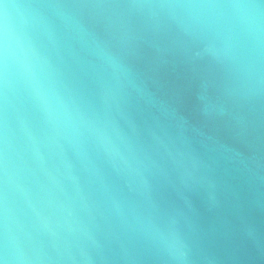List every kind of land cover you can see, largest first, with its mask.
<instances>
[{
    "label": "water",
    "instance_id": "95a60500",
    "mask_svg": "<svg viewBox=\"0 0 264 264\" xmlns=\"http://www.w3.org/2000/svg\"><path fill=\"white\" fill-rule=\"evenodd\" d=\"M36 2L53 5L57 88L73 114L56 152L69 171L47 227L22 196L10 202L7 255L0 205V261L264 264V78L248 75L247 41L191 37L179 0H0V11ZM172 236L180 258L160 242Z\"/></svg>",
    "mask_w": 264,
    "mask_h": 264
},
{
    "label": "clouds",
    "instance_id": "9594fccd",
    "mask_svg": "<svg viewBox=\"0 0 264 264\" xmlns=\"http://www.w3.org/2000/svg\"><path fill=\"white\" fill-rule=\"evenodd\" d=\"M52 6L45 2L4 4L0 11V205L4 210L6 255L9 240L15 239L11 234L10 202L22 196L40 209L37 225L47 227L44 210L56 200L69 171L61 167L56 152L58 136L73 124V114L57 88L53 26L46 11ZM171 6L179 10L177 15L193 38L206 39L205 33L216 30L245 39L250 54L248 75L255 80L264 78V0H179ZM93 46L100 48L94 41ZM232 47L228 43L217 48L209 42L205 51L229 56ZM99 54L107 57L103 49ZM21 98L27 99L37 114L35 123L26 112L20 115ZM160 242L174 257L183 256L182 244L175 236L162 237ZM11 264L30 262L14 251Z\"/></svg>",
    "mask_w": 264,
    "mask_h": 264
}]
</instances>
